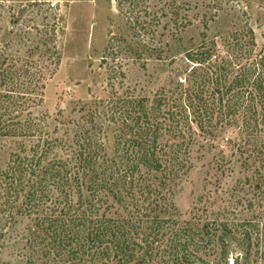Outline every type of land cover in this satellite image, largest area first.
Here are the masks:
<instances>
[{"label":"trees","instance_id":"16d2710c","mask_svg":"<svg viewBox=\"0 0 264 264\" xmlns=\"http://www.w3.org/2000/svg\"><path fill=\"white\" fill-rule=\"evenodd\" d=\"M134 2L148 17L121 13L129 34L112 35L101 57L113 92L107 101L115 110L112 120L118 115L124 126L117 129L112 156L97 133L75 149L54 136L57 128L48 129L45 91L62 60L55 30L42 42L45 50L32 42L23 57L10 51L11 41L0 49V140L11 146L0 168V264H230L233 250L239 252L231 264H264V42L259 46L248 19L233 41H205L207 18L222 9L209 0L214 11L204 15L198 74L185 86L162 87L148 108L132 92L121 96L111 79L125 77L109 62L115 54L129 53L146 67L164 51L155 39L158 11L149 10L146 0ZM166 4L170 20L180 16L176 0ZM123 97L124 110L117 106ZM168 100L185 115L181 123L178 112L171 113V133L163 142V122L156 120ZM192 109L201 117L190 121ZM191 122V136L197 131L201 146L215 151L216 173L181 218L171 181L191 156L185 146ZM90 124L99 128L94 117ZM233 163L243 177L226 188L222 176L231 174ZM5 253L12 261L3 259Z\"/></svg>","mask_w":264,"mask_h":264},{"label":"rangeland","instance_id":"374dc122","mask_svg":"<svg viewBox=\"0 0 264 264\" xmlns=\"http://www.w3.org/2000/svg\"><path fill=\"white\" fill-rule=\"evenodd\" d=\"M168 1L170 0H146L149 10L158 11L161 16L160 23L154 26L155 39L162 41L161 45L164 47L161 56L150 57L146 67L140 61H134L129 53L115 54L109 60L122 67L125 72L122 81L120 76L111 78L117 84L116 90L120 95L124 96V91L132 92L148 108L154 102L156 92L162 87L172 90L174 82L181 81L185 86L198 74L196 68L199 64L195 61L204 46L201 35L206 30L203 25L204 15L209 9L214 11L210 8L209 0H176L180 16L170 20L171 5L166 4ZM218 2L222 4V9L218 15L207 18L209 28L205 41H216L218 45L233 41L242 28L244 19H248L256 31L259 46L263 44L261 33L264 29V0ZM134 3V0H0V49L6 46L7 41H11L10 51L23 56L32 42L45 50L46 46L42 43L44 39L53 30L58 34L62 60L57 73L48 81L44 109L50 114L48 129L54 132L57 128L54 136H58L72 148L78 149L88 136L97 133L103 139L105 152L109 156L113 155L115 136L119 133L117 129L124 126L118 115L115 121L112 120V111L115 110L112 106L110 108L107 101L112 98L113 92L108 84L110 78L106 64H101V57L112 35L129 34V24L121 13L126 10L128 17L140 16L141 20L148 17L140 7H134ZM121 7L123 12H120ZM162 7L164 11L161 10ZM57 21L61 22L60 29L54 28ZM188 21L193 24L184 28ZM176 29L181 31L178 34L180 38L172 36ZM113 43L112 47L117 42ZM52 46L51 42L48 47ZM123 99L124 97L117 106L122 104L124 110L126 106L122 103ZM162 109L161 112L158 111L156 121L163 122L157 124L164 142L171 133L168 131L173 123L171 113L176 107L168 100ZM132 111L139 112L138 109ZM176 111L179 115L177 119L183 123L185 112L181 109ZM187 113L190 121L195 116L196 119L201 117L193 109ZM92 117L101 131L90 124ZM191 124L193 129L187 130L189 136L185 142V146L192 150L191 156L183 170L171 181L172 202L181 218L189 216L197 197L203 191L206 179L210 178V174L214 176L216 173L212 160L214 149L201 146L197 131L191 136L196 129V122ZM235 129V126L230 127L228 134L233 136L232 130ZM10 151V142L0 140V168L6 165ZM232 167L230 175L226 173L222 176V183L226 188L237 186L243 177L237 163H233ZM238 252H230V264ZM3 259L12 261L7 253ZM11 264L16 263L12 261Z\"/></svg>","mask_w":264,"mask_h":264}]
</instances>
